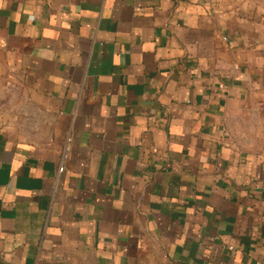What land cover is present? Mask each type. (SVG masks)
I'll use <instances>...</instances> for the list:
<instances>
[{
    "label": "crops",
    "instance_id": "0c3cea01",
    "mask_svg": "<svg viewBox=\"0 0 264 264\" xmlns=\"http://www.w3.org/2000/svg\"><path fill=\"white\" fill-rule=\"evenodd\" d=\"M259 262L264 13L0 0V264Z\"/></svg>",
    "mask_w": 264,
    "mask_h": 264
},
{
    "label": "rangeland",
    "instance_id": "374dc122",
    "mask_svg": "<svg viewBox=\"0 0 264 264\" xmlns=\"http://www.w3.org/2000/svg\"><path fill=\"white\" fill-rule=\"evenodd\" d=\"M238 6H252L255 10L264 13V0H236Z\"/></svg>",
    "mask_w": 264,
    "mask_h": 264
},
{
    "label": "built area",
    "instance_id": "2783aa9c",
    "mask_svg": "<svg viewBox=\"0 0 264 264\" xmlns=\"http://www.w3.org/2000/svg\"><path fill=\"white\" fill-rule=\"evenodd\" d=\"M256 264H264V262H259V263H256Z\"/></svg>",
    "mask_w": 264,
    "mask_h": 264
}]
</instances>
